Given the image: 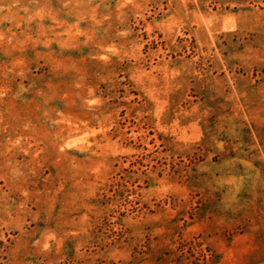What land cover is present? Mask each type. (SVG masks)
Returning a JSON list of instances; mask_svg holds the SVG:
<instances>
[{
	"label": "rangeland",
	"instance_id": "rangeland-1",
	"mask_svg": "<svg viewBox=\"0 0 264 264\" xmlns=\"http://www.w3.org/2000/svg\"><path fill=\"white\" fill-rule=\"evenodd\" d=\"M0 264H264V0H0Z\"/></svg>",
	"mask_w": 264,
	"mask_h": 264
}]
</instances>
